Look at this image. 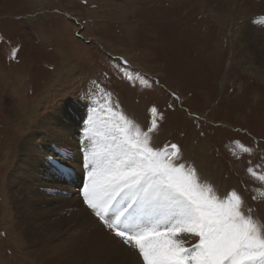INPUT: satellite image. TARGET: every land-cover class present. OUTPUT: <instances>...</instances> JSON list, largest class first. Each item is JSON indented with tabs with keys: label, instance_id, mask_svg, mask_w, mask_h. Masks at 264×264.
Masks as SVG:
<instances>
[{
	"label": "rangeland",
	"instance_id": "1",
	"mask_svg": "<svg viewBox=\"0 0 264 264\" xmlns=\"http://www.w3.org/2000/svg\"><path fill=\"white\" fill-rule=\"evenodd\" d=\"M199 2L0 0V264H41L29 254L38 247L16 225L10 179L15 169L23 179L22 186L30 180L32 185H41L45 168L41 166L37 180L30 178L26 169L29 157L18 161L20 141L27 134L40 141L46 127L60 129L71 111L69 100L86 102H79V109H96L98 126L89 138L86 124L81 120L73 124L75 131L66 139L72 142L76 138V145L62 146L45 159L51 162L62 156L70 162L64 165L67 169L71 162L77 167L65 182L68 191L55 192L47 207L63 210L54 220L66 221L72 215L70 208L75 211L83 206L77 202L70 207L64 200L80 197L74 188L86 177V151L94 141L103 143V121L108 118L104 109L109 106L104 97L108 92L113 104L119 101L127 114L141 122L146 108L157 104L165 114L161 140L179 143L202 176L221 191L237 187L253 203L251 189L258 184L248 177L246 167L248 159L258 163L264 155V70L261 74L254 69L256 55L244 40L231 41L229 22L220 23ZM15 47L19 52L17 59H12ZM125 70L144 77L152 87H144L139 77L133 86ZM82 117L88 118L81 112ZM41 120L43 129L34 132ZM232 139L250 146L259 143L256 155L236 160L226 147ZM70 147L76 153L73 161L68 160ZM51 150V146L45 147L47 154ZM257 212L264 215V206L257 207ZM37 226L33 227L34 238L40 237ZM48 243L52 251L63 249L68 254L70 244L65 237ZM78 243L83 246L80 239ZM88 260L118 264L108 261L106 255Z\"/></svg>",
	"mask_w": 264,
	"mask_h": 264
},
{
	"label": "snow or ice",
	"instance_id": "2",
	"mask_svg": "<svg viewBox=\"0 0 264 264\" xmlns=\"http://www.w3.org/2000/svg\"><path fill=\"white\" fill-rule=\"evenodd\" d=\"M256 22L264 24V17ZM18 52L12 48L11 58ZM125 75L133 86L139 77L144 87H152L139 74L125 70ZM111 96L104 97L109 106L103 143L94 141L85 154L80 195L87 208L139 264H264V215L257 212L264 206V155L258 163L247 160L246 174L258 184L250 204L237 187L221 191L203 177L179 143L161 140L165 114L157 104L146 108L141 122ZM89 123L94 124L92 116ZM226 147L243 161L256 155L259 143L232 139Z\"/></svg>",
	"mask_w": 264,
	"mask_h": 264
},
{
	"label": "bare ground",
	"instance_id": "3",
	"mask_svg": "<svg viewBox=\"0 0 264 264\" xmlns=\"http://www.w3.org/2000/svg\"><path fill=\"white\" fill-rule=\"evenodd\" d=\"M200 2V6L211 17L219 19L220 23L229 22L232 26L230 30L231 41L234 43L237 39H242L246 42L247 48L256 55V61L253 63L256 68L254 69L261 73L259 71L264 70V24L256 21L264 17V0H200ZM54 88L58 89L57 86ZM52 97L53 95L48 100ZM79 102V99L68 101L71 111L65 119L66 122L62 120L59 124L60 129H56L53 126L46 127V134L40 141L35 140L33 134H27L24 141H20L21 155L18 161H23V157H29L26 169L30 178L38 179L37 175L41 166L45 168L41 172H46V175L41 185H32L30 180L28 184L22 186L21 182L23 179L20 178L14 169L9 189L12 192L11 200L18 219L16 225L24 231L32 244L38 247V250L32 249L29 254L37 259L34 261H38L41 264H96L88 259L96 258L99 255H106L107 260L112 263L139 264L136 254L124 247L119 239L101 223L97 216L94 213L91 214L90 209L87 208L83 201L80 203L81 195L79 198L64 200L65 205L70 207L77 202L78 205H83L76 207L75 211L70 208L72 215L66 221L54 220L57 214L61 215L63 213L61 208L54 206L51 209H47L55 199V192L62 194L68 191L65 182L71 173L77 170V167L71 162V165H69L71 168L67 169L64 166L67 161L62 156L51 162H45V159L51 158L52 154L60 151L62 146L76 145V138H72V142H68L66 139L75 131L73 124L79 123L80 120L86 124L89 138L95 135L93 133L98 126L97 114L91 111L90 108L87 109V106H82V109H79ZM81 103L86 102L81 100ZM81 112H83V116L87 115L88 118L84 119L82 117L81 119ZM31 114L33 113L31 112ZM89 116H92L94 124L89 123ZM38 123L39 125L34 127V132H37L38 129H43L42 120L38 121ZM41 141L43 147L38 149ZM51 142L57 143V145H51ZM47 146L52 147L49 154L45 152V147ZM70 148L71 153L68 160L73 161L76 153H73L74 149L72 147ZM34 187L36 189L35 192L32 191ZM82 187L83 184L79 188H74V191L78 189V194H80ZM18 188H22V190L19 191L17 190ZM69 222L70 225H67ZM35 224L42 229H37L40 232V237L38 238H34L33 227ZM60 237H65V240L70 244L66 247L68 254L63 249L51 250L48 242L55 238L60 240ZM78 239L83 242V246L78 243ZM104 250H106V253L100 254V251ZM57 251L61 252V254H58Z\"/></svg>",
	"mask_w": 264,
	"mask_h": 264
}]
</instances>
